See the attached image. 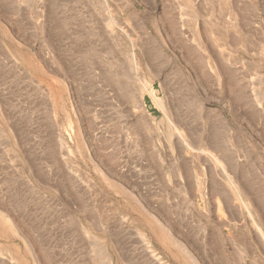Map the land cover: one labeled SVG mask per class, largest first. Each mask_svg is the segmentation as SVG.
<instances>
[{"label":"rangeland","instance_id":"374dc122","mask_svg":"<svg viewBox=\"0 0 264 264\" xmlns=\"http://www.w3.org/2000/svg\"><path fill=\"white\" fill-rule=\"evenodd\" d=\"M0 211V264H264V0H0Z\"/></svg>","mask_w":264,"mask_h":264},{"label":"bare ground","instance_id":"6f19581e","mask_svg":"<svg viewBox=\"0 0 264 264\" xmlns=\"http://www.w3.org/2000/svg\"><path fill=\"white\" fill-rule=\"evenodd\" d=\"M182 44H183V43H182ZM183 45H184V44H183ZM149 53H150V52H149ZM184 53H185V52H184ZM185 54H186V53H185ZM157 55H158V54H157ZM156 59H157V58H156ZM165 61H167V60H165ZM159 62H161V61H159ZM159 62L157 61V62H155V63H159ZM162 62H163V61H162ZM155 63H154V64H155ZM160 64H161V63H160ZM160 64H159V65H160ZM150 65H151V64H150ZM157 66H158V64H157ZM161 66H162V64H161ZM162 67H163V66H162ZM158 68H159V67H158ZM152 70H153V69H152ZM125 79H126V78H125ZM161 83H162V82H161ZM101 86H102V85H101ZM236 95H238V93H237ZM236 95H235V96H236ZM238 96H239V95H238ZM236 97H237V96H236ZM236 97H235V98H236ZM241 97H242V96H241ZM238 98H239V97H238ZM236 99H237V98H236ZM241 99H242V98H241ZM241 99H240V101H241ZM240 101H239V102H240ZM242 101H243V100H242ZM254 102H255V101H254ZM255 103H256V102H255ZM101 105H102V104H101ZM236 105H237V104H236ZM238 106H239V105H238ZM245 107H246V106H245ZM240 109H241V108H240ZM244 109H245V108H244ZM244 109H243V110H244ZM247 109H248V108H246V111H248ZM104 110H105V109H104ZM241 110H242V109H241ZM251 110H252V109H251ZM252 111H254V110H252ZM239 112H240V111H239ZM243 112H244V111H243ZM248 112H249V111H248ZM248 112H246V116L249 115V114H247ZM251 113H252V112H251ZM242 114H243V113H242ZM252 114H253V113H252ZM238 115H239V114H238ZM250 115H251V114H250ZM247 118H249V117L247 116ZM249 119H251V118H249ZM155 124H156V123H155ZM219 124H220V123H219ZM152 126H153V125H152ZM222 126H223V125H222ZM207 144H208V143H207ZM207 147H208V146H207ZM200 149H201V148H200ZM204 152H205V151H204ZM206 152H207V151H206ZM207 153L210 154V152H207ZM212 154H213V153H212ZM210 155H211V154H210ZM211 156H214V155H211ZM213 158H214V157H213ZM215 160H216V159H215ZM0 220H1L3 223H7V224H9L10 227H12V226H11L12 224H11L10 220H8L7 216H6L5 214H3L1 211H0Z\"/></svg>","mask_w":264,"mask_h":264}]
</instances>
